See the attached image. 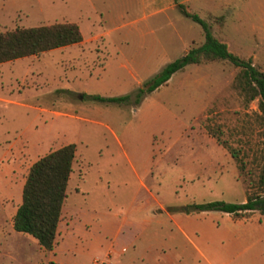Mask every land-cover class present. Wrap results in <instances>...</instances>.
I'll use <instances>...</instances> for the list:
<instances>
[{"label": "rangeland", "instance_id": "374dc122", "mask_svg": "<svg viewBox=\"0 0 264 264\" xmlns=\"http://www.w3.org/2000/svg\"><path fill=\"white\" fill-rule=\"evenodd\" d=\"M179 3L264 70V0H0V30L68 20L82 35L0 62V264H264V213L242 222L193 206L256 190L263 129L256 101L231 85L237 68L189 63L135 100L144 80L203 40ZM67 142L66 194L45 249L11 217L29 165Z\"/></svg>", "mask_w": 264, "mask_h": 264}, {"label": "trees", "instance_id": "16d2710c", "mask_svg": "<svg viewBox=\"0 0 264 264\" xmlns=\"http://www.w3.org/2000/svg\"><path fill=\"white\" fill-rule=\"evenodd\" d=\"M181 13L196 22L201 29L203 40L188 47L179 56L164 63L152 76L138 87L135 100L163 84L176 70L189 63L226 60L237 68L231 85L241 96L243 103L256 101L257 119L262 125V142L253 156L256 165L254 177L249 179L256 190L248 191L242 201L227 202L210 200L194 203L199 210L215 209L230 213L233 217L247 216L256 210L264 213V70L252 63L249 57L243 58L228 50L224 41L217 39L210 31L208 23L194 12L178 4ZM81 32L74 21H54L46 24L18 26L0 30V62L31 54H39L48 49L76 43L81 40ZM100 101H121L128 94L119 96L93 95ZM207 130L219 140L210 127ZM223 145V140H219ZM74 143L67 142L37 157L29 165L20 190V201L11 217L14 230L33 236L39 246L50 249L54 242L56 226L60 218L62 201L66 194V184L74 155ZM231 156L237 161L239 171L244 164L237 156V151L228 148ZM250 182V184H251ZM46 264H62L48 260Z\"/></svg>", "mask_w": 264, "mask_h": 264}, {"label": "crops", "instance_id": "0c3cea01", "mask_svg": "<svg viewBox=\"0 0 264 264\" xmlns=\"http://www.w3.org/2000/svg\"><path fill=\"white\" fill-rule=\"evenodd\" d=\"M244 199V197L240 200V201H242ZM225 213H227V212H225ZM170 217H171V213H167ZM227 215L228 216H231V214L230 213H227ZM232 217V216H231ZM250 217V215L249 216H247V218H249ZM233 218V217H232ZM235 220H237V221H247V220H249V219H246L245 218V216H241V217H235L234 218ZM59 262V261H58ZM36 264H46V261L45 262H42L41 260H37L36 261Z\"/></svg>", "mask_w": 264, "mask_h": 264}]
</instances>
